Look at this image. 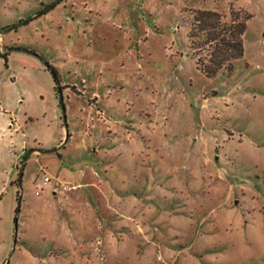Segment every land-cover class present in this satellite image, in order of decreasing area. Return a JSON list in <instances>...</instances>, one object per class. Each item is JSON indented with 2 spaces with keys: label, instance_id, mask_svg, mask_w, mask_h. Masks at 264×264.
Masks as SVG:
<instances>
[{
  "label": "rangeland",
  "instance_id": "1",
  "mask_svg": "<svg viewBox=\"0 0 264 264\" xmlns=\"http://www.w3.org/2000/svg\"><path fill=\"white\" fill-rule=\"evenodd\" d=\"M56 1L0 0V128L13 122L11 132L0 130V264H35L31 253L41 264L64 261L35 228L44 220V178L55 185L89 161L65 144L67 128L94 140L102 126H124L127 141L139 131L163 134L178 165L195 157L204 174L189 188L201 207L194 219L212 209L223 219L238 202L240 211H255L264 233V0H60L35 18ZM232 6L252 15L245 55L231 73L208 78L196 58H207L209 47L192 48L189 39L194 11H218L228 21ZM46 62L61 74L66 112ZM233 231L221 224L205 262L258 264ZM95 248L105 260L101 241ZM141 254L108 261L153 264Z\"/></svg>",
  "mask_w": 264,
  "mask_h": 264
},
{
  "label": "crops",
  "instance_id": "2",
  "mask_svg": "<svg viewBox=\"0 0 264 264\" xmlns=\"http://www.w3.org/2000/svg\"><path fill=\"white\" fill-rule=\"evenodd\" d=\"M10 119L1 125L4 134L11 132ZM69 132L65 144L88 153L89 161L78 163L76 171H67L55 185L43 182L50 186L39 208L44 220L35 228L38 237L50 239L62 252V264H109L133 251L153 264H208L202 253L216 242V230L225 223L234 228L235 243L242 238L250 243L249 259L264 264V233L255 211H240L236 202L223 219L215 209L207 218L194 219L201 207L189 200V188H197L204 174L195 157L178 165L166 136L139 131L127 141L124 126H102L95 140L87 130L81 136ZM19 159L15 157L12 168ZM99 241L105 260L95 248ZM29 257L35 264L44 261L37 254Z\"/></svg>",
  "mask_w": 264,
  "mask_h": 264
},
{
  "label": "trees",
  "instance_id": "3",
  "mask_svg": "<svg viewBox=\"0 0 264 264\" xmlns=\"http://www.w3.org/2000/svg\"><path fill=\"white\" fill-rule=\"evenodd\" d=\"M59 1L42 9L35 18L49 13L61 2ZM225 17L222 13L214 10L198 9L194 11V27L189 33V39L192 48L198 44L201 48L209 47L207 58H196L197 69L208 78H215L221 72L231 73L234 69V62L245 55L244 36L252 15L244 8L232 6L229 20L224 21ZM3 57L7 61V55ZM46 67L53 76L59 106L66 112L63 94L65 86L62 85L61 74L57 67L49 62H46ZM69 137L70 132L67 128V141ZM19 176H22V172L19 173ZM20 197L22 199L21 195Z\"/></svg>",
  "mask_w": 264,
  "mask_h": 264
},
{
  "label": "built area",
  "instance_id": "4",
  "mask_svg": "<svg viewBox=\"0 0 264 264\" xmlns=\"http://www.w3.org/2000/svg\"><path fill=\"white\" fill-rule=\"evenodd\" d=\"M44 182L45 183H50L51 182V178L49 177V176H46L45 178H44ZM64 189H66V186H64ZM40 192L38 191L37 192V194H39Z\"/></svg>",
  "mask_w": 264,
  "mask_h": 264
},
{
  "label": "water",
  "instance_id": "5",
  "mask_svg": "<svg viewBox=\"0 0 264 264\" xmlns=\"http://www.w3.org/2000/svg\"><path fill=\"white\" fill-rule=\"evenodd\" d=\"M21 180H22V178L20 177V179H19V182H20V183H21ZM20 204H21V203H20ZM20 204H19V207H18L17 213L20 212V206H21Z\"/></svg>",
  "mask_w": 264,
  "mask_h": 264
}]
</instances>
